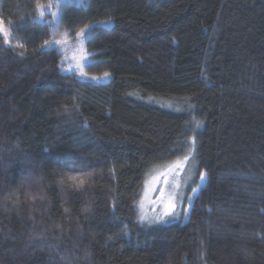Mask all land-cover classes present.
I'll use <instances>...</instances> for the list:
<instances>
[{
  "label": "trees",
  "instance_id": "16d2710c",
  "mask_svg": "<svg viewBox=\"0 0 264 264\" xmlns=\"http://www.w3.org/2000/svg\"><path fill=\"white\" fill-rule=\"evenodd\" d=\"M49 2L0 0V264H264V0L64 5L108 82L45 45ZM185 155L180 219L141 223L148 178Z\"/></svg>",
  "mask_w": 264,
  "mask_h": 264
},
{
  "label": "rangeland",
  "instance_id": "374dc122",
  "mask_svg": "<svg viewBox=\"0 0 264 264\" xmlns=\"http://www.w3.org/2000/svg\"><path fill=\"white\" fill-rule=\"evenodd\" d=\"M83 1L84 0H61L60 9L59 10H57L56 8L52 9V11H58L59 18L57 19L53 17L51 12H45L44 17L40 19V21L41 23L44 22L46 24H50V22L47 20V17L50 16L52 18L53 38L51 39L50 42L62 41V43L53 44V46L50 48L56 47L59 49L62 55L63 62L67 69L69 67H72L74 69L72 73H75L85 79H92L93 81L96 82H100V81L108 82L109 75L107 77H105L104 74L98 76V75H93L89 72L88 65L94 61L92 57L93 54L90 53L86 47V43L89 35H87V38L82 37L79 34L74 36L71 35L66 30L65 31L61 30L59 26L61 8L64 7V5L82 4ZM78 64L82 66V71L86 73V75H81L80 71L75 70ZM93 77H99V79H94ZM182 161L183 158L181 160L171 163L170 166L159 168L158 171L150 175L144 186L145 189L142 196L143 199L140 204L141 214L145 215L148 218H154L160 214L162 209L159 206L160 201L158 197H159V190L161 188H163L166 196L173 193V191H175L178 198L179 197H182L183 199L186 198L189 189L193 185V182L196 178V174H194L195 164L193 163L191 157L190 160L187 162L186 166L183 168V170L176 168L175 165ZM165 177H167L168 179V184L164 183ZM175 183H179L180 185L179 189H175V190L173 189V185ZM198 185H200V180ZM191 196L193 197V193ZM153 202H155V204ZM182 207L183 204H181V206L177 209L179 215L176 216V218L174 219H169L167 223H171L172 221L180 219L183 210Z\"/></svg>",
  "mask_w": 264,
  "mask_h": 264
},
{
  "label": "snow or ice",
  "instance_id": "6c2138e0",
  "mask_svg": "<svg viewBox=\"0 0 264 264\" xmlns=\"http://www.w3.org/2000/svg\"><path fill=\"white\" fill-rule=\"evenodd\" d=\"M61 7V0H51V2L47 3V4H37V11L39 13V16L37 17V19H42L44 17L45 12H51L52 16L55 18H59V13L58 11H52L53 8H56L57 10H59ZM91 26L90 25H85V27L83 29L80 30V32L78 33L79 35H81L82 37L87 38V35L90 34L91 31ZM0 36L3 37L4 39V43L10 44L11 43V39H10V33L7 30L6 26H5V21L3 20V18H0ZM62 43V41H45V45L48 47H52L53 44H60ZM17 46L19 47H23L22 44H18ZM76 71H80L81 75H86V73H84L82 71V66L81 65H77L75 68ZM66 71L72 72L74 71V69L72 67H69L68 69H66ZM109 74L108 73H104V76L107 77ZM94 79H99V77H93ZM196 127H199V122H196ZM192 144H195V138L193 137L192 140ZM190 156L185 155L183 158V161L176 164L175 167L179 168L180 170H183V168L186 166L187 162L190 160ZM70 179H72L73 181H76V177H71ZM200 180V185L196 188L193 189V197L189 198L187 203H188V207L191 208L192 207V200L194 198L198 197V194L200 191H202L204 189V187L206 186L207 182H208V176L206 173H202L199 177ZM164 183L168 184V179L167 177H165L164 179ZM85 184V181L83 179H80L78 181L77 187H82ZM180 185L179 183H175L173 185V189H179ZM159 201H160V207L162 209V211L160 212L159 215H157L154 218H148L145 215L141 214L139 217V221L141 223H144L145 221H147V223L149 225L151 224H157V223H167L169 219H174L176 218V216L179 215V213L177 212V209L181 206V204L183 203V198L182 197H177L175 191H173V193L169 194V195H165V192L163 190V188H161L159 190V197H158ZM155 204V202H153ZM65 211H67V209H65ZM85 211H87V209H85Z\"/></svg>",
  "mask_w": 264,
  "mask_h": 264
}]
</instances>
